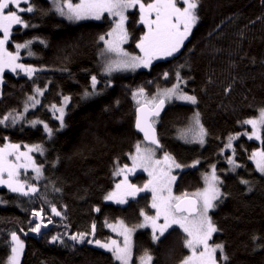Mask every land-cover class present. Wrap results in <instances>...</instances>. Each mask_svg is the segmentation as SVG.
I'll list each match as a JSON object with an SVG mask.
<instances>
[{"label": "trees", "instance_id": "trees-1", "mask_svg": "<svg viewBox=\"0 0 264 264\" xmlns=\"http://www.w3.org/2000/svg\"><path fill=\"white\" fill-rule=\"evenodd\" d=\"M31 4L33 12L20 13L31 26L14 25L6 46L16 53V44L32 41L19 50V56L37 71L31 77L10 71L2 76L0 119L10 113L22 114V119L0 124V148L18 144L20 152H27L40 145L43 151H32L30 156L42 166V175L36 179L33 169L20 170V181L39 189L30 196L0 185V264H8L12 232L24 242L20 264H119L111 252L87 240L112 236L108 224L124 221L133 227L142 220V211L154 212L147 192L127 197L122 204L104 197L121 181L122 175H114L116 169L125 164L131 167L137 143L146 144L135 130L139 104L133 93L144 88L153 97L177 83V72L183 81L179 88L195 96L196 103L168 102L155 118L162 147L146 145L155 148L161 156L158 160L168 153L183 167L175 182L180 195L203 188V174L215 165L221 196L210 217L219 231L210 243L224 246L219 264H264V173L249 159L252 152L264 148V128L260 140L249 139L251 125L242 123L258 118L264 108V0H199L198 21L178 53L154 59L148 67L117 68L110 73L105 68L112 54L99 38H108L116 18L105 13L99 20L71 21L59 16L52 0H31ZM9 10H15L14 6ZM139 20L138 8L128 12L125 48L131 56L143 55L136 44L147 29ZM92 76L97 78L95 90ZM85 91L95 94L85 97ZM30 96L40 103L25 111ZM52 105L64 107L63 126ZM197 113L205 131L204 147L192 144L199 141V126L190 129ZM229 137L236 139L226 148ZM230 157L240 167L232 170ZM129 180L142 183L148 176L137 173ZM53 204L60 216L52 213ZM41 209L44 222L48 224L49 217L52 222L36 235L31 231L37 223L33 212ZM93 224L95 233L83 242L69 238L92 233ZM54 235H60L63 243L52 242ZM185 236L172 227L153 242L151 230H141L134 237L133 255L139 258L148 250L152 264H181L189 255Z\"/></svg>", "mask_w": 264, "mask_h": 264}, {"label": "snow or ice", "instance_id": "snow-or-ice-1", "mask_svg": "<svg viewBox=\"0 0 264 264\" xmlns=\"http://www.w3.org/2000/svg\"><path fill=\"white\" fill-rule=\"evenodd\" d=\"M182 3L183 7L179 6ZM199 0H79L78 3H72V0H54L55 9L60 15L65 16L68 20L79 21L82 19H101L107 13L109 16L116 18L115 25L110 32L105 36H100V40L105 43V51L109 53H116L122 58L108 64L105 68L106 72H111L117 68L120 69H135L138 67H148L154 59L162 57H171L178 53L190 34L193 26L198 21L197 8ZM26 7H21V5ZM10 6H14L15 10H9ZM138 8L140 13L139 22L145 26L147 31L140 36L136 47L143 53L142 56H131L125 52L121 45L127 42L129 33L125 26L128 19L126 12L129 9ZM34 8L31 0H0V31L3 35L0 36V73L7 68L15 72L17 69L25 72L28 76H32L37 69L30 66L19 64L16 61L19 59V50L28 48L32 41H27L23 44H16V53L9 52L5 45L8 43L13 25H22L27 28L30 27L26 23L20 13H31ZM29 55L32 53L29 51ZM165 77L168 73L164 74ZM177 83L171 88L159 90L151 100L141 102L138 100L140 106L136 109V128L144 134V139L150 144L159 147V140L156 137L154 128V120L152 117H158L160 110L163 108L166 100H171L173 97L196 103V97L184 93L179 85L182 83L179 72L176 73ZM97 85L96 76L91 77V87L95 90ZM38 94H43V90L36 89ZM95 94V92L85 91L84 96L88 97ZM144 88L138 89L133 93V97L144 96ZM64 104H67L69 97L63 98ZM40 103L35 96H30L28 102L25 104V111L28 107H35ZM55 111L59 112L56 117L61 121L63 126L64 107L59 108L52 105ZM19 119H22V114H9L0 119V124L11 121L15 124ZM32 124L43 123L42 121H30ZM245 125H251L252 131L249 139H261L260 129L264 128V108L260 109L259 117L255 119H247L242 121ZM196 124L199 126V131L196 133V138L201 144L204 142L205 131L203 126L199 124V114H196ZM45 130L51 134L52 129L44 124ZM236 137H229V142L225 145L226 148H231V141ZM20 145L5 144L0 148V185H6L11 192L19 193L23 196H30L39 192V189L27 182L22 183L19 179L20 170H27L32 168L36 173V179L42 175V166H37L29 155L30 152H42L40 145H34L28 149L27 152H20ZM154 148H141L140 143L136 145V153L131 156L132 166L124 165L118 167L114 175H123V180L117 183L115 191L109 192L104 199L114 200L117 203H126L127 197H135L138 193L150 190L152 193L151 207L156 210L154 216L146 215L143 211L141 215L144 216V223L136 227L145 228L150 227L152 231L153 242H158L161 237L165 235L169 228L178 225L186 234L183 241L184 246L189 250L190 254L182 260L181 264H219L217 260V251L223 252L222 244H210L209 241L212 235L219 231L215 223L209 216V211L216 207V201L221 196L219 184L221 183L219 177L216 175L215 165L212 166L210 174H205V187L191 194L184 193L180 196L172 194V183L176 179L171 175L172 168H181L182 166L175 161V159L168 153L164 154L163 159H154ZM14 157V161L9 159ZM23 159V163L20 161ZM249 159L255 161L257 170L264 173V148L258 149L251 153ZM195 163H199L196 161ZM228 163L233 165V169L240 167L231 157ZM194 166V165H193ZM137 168H142L148 172L149 180L145 185L137 187L131 184L128 179L129 173H134ZM5 175L7 179H5ZM242 183L247 184V180ZM59 191V189H56ZM2 203V201H0ZM43 209L40 212H33V216L41 217ZM51 211L56 216H60L61 212L57 210L53 204ZM96 211H100L99 208ZM163 219V223L159 221ZM42 219V217H41ZM51 223V217L48 218ZM121 230L119 235L123 237L121 244L116 239H110L107 242L100 240H87L89 244H96L100 248L111 252L113 258L119 264H132V240L131 233L134 229H128L123 225V221L119 222ZM117 231L115 225H108ZM42 227H46L43 223H36L35 227L31 229L32 232L39 233ZM21 231H23L21 229ZM95 233V224L92 225V233H77L71 235L69 238L72 241L83 242L85 237ZM12 247L11 255L8 258V264H20V256L23 252L24 244L20 240L16 232L11 233ZM52 242H61L63 240L60 235L52 236ZM139 264H152L153 256L148 250L139 258ZM227 260V256H223Z\"/></svg>", "mask_w": 264, "mask_h": 264}, {"label": "rangeland", "instance_id": "rangeland-1", "mask_svg": "<svg viewBox=\"0 0 264 264\" xmlns=\"http://www.w3.org/2000/svg\"><path fill=\"white\" fill-rule=\"evenodd\" d=\"M52 2H53V8H54V10L56 11V9H55V5H54V0H52ZM130 10H132V9H129L127 12H126V15H127V17H128V12L130 11ZM57 12V11H56ZM58 14H59V12H57ZM59 16L60 17H62V18H65V19H67L65 16H62V15H60L59 14ZM92 19V18H91ZM95 20H97V19H95ZM114 25H115V23H114ZM14 26V25H13ZM125 26H126V28H127V21H126V24H125ZM114 27V26H113ZM112 30V29H111ZM3 35V33H2V31H0V36H2ZM106 39H108V38H106ZM126 44H127V42H125V43H123L122 45H121V47L123 48V50L125 51V52H127V49L125 48L126 47ZM7 45V44H6ZM5 45V47L7 48V46ZM106 47V46H105ZM128 53V52H127ZM112 54V57H110V60H109V64L110 63H112V62H114V61H118V60H120L122 57L121 56H118L116 53H111ZM17 63H19V64H23L22 63V59H21V57L19 56V59L16 61ZM23 65H25L26 67L27 66H30V65H26V64H23ZM30 67H32V68H35V67H33V66H30ZM124 70V69H123ZM128 70V69H127ZM5 71H10V72H12V73H16V74H24V75H26V73L25 72H23V71H21L20 69H17L15 72H13V71H11L10 69H5L4 71H3V73H0V85H1V83H2V76H3V74H4V72ZM185 93V92H184ZM187 94V93H186ZM146 95V94H145ZM188 95H190V94H188ZM151 98L152 97H149V96H147L146 95V97L145 96H137V98H136V100L138 101V100H140L141 102L143 101H145V100H151ZM167 102H180V103H186V102H190V101H186V100H180V99H177V98H175V97H173L171 100H166ZM140 105V104H139ZM195 125L194 126H191L190 127V129H193V130H196V123H194ZM204 137H205V135H204ZM204 139V138H203ZM192 144H197L198 146H201V147H204L205 145H206V143H204L203 142V144H201L199 141H197V142H194V143H192ZM149 147H151V146H148V145H142L141 146V148H149ZM151 148H153V147H151ZM155 149V148H154ZM136 153V152H135ZM29 155H30V153H29ZM135 155V154H134ZM161 156H159V154H158V152L156 151L155 152V155H154V159H156V160H158L159 158H160ZM12 158H14V157H12ZM22 161V163L24 162L23 161V159L21 160ZM181 168H183V167H181ZM181 168H172L171 169V175H173V176H175L176 177V179H177V171H181V170H183V169H181ZM186 168V167H185ZM28 169H32V168H28ZM211 171H212V168L209 170V171H207V172H205L204 174H203V181H204V187H205V180H204V176H205V174H210L211 173ZM137 173H145L147 176H148V180H149V175H148V172L147 171H144L142 168H137L136 169V171L134 172V173H129L128 174V179H130L131 177H133L135 174H137ZM5 179H6V177H5ZM121 179V181H122V179H123V175H122V177L120 178ZM176 179L173 181V183H172V185H171V187H172V194L173 195H175V196H180V194H178V193H176V191H175V182H176ZM148 180L147 181H144V182H142V183H137V182H130V180H129V182L131 183V184H134V185H136L137 187H143L144 185H145V183H147L148 182ZM120 180H118V182L117 183H120L121 182ZM203 187V188H204ZM203 188H201V189H199V190H202ZM116 189H114V191H115ZM198 191V190H197ZM197 191H195V192H197ZM150 193V195H151V204H152V193H151V191L150 190H146V191H144V192H140V193ZM195 192H193V193H195ZM139 194V193H138ZM137 194V195H138ZM136 195V196H137ZM189 195H191V194H189ZM153 209V208H152ZM154 210V212L152 213V214H149V213H146L145 212V214L146 215H149V216H154L155 214H156V210L155 209H153ZM210 212H211V210L209 211V216H210ZM119 222L120 221H118V222H115L114 224H111V225H115L116 226V228H117V231H113V229L111 228V227H109L108 226V228H109V230L112 232V236H110V237H105L103 240H101V242H107L108 240H110V239H116V240H118L121 244L123 243V237L121 236V235H119V232H120V230H121V226H120V224H119ZM160 223H163V219L161 218V220L159 221ZM142 223H144V216H143V218H142V220H140L139 221V223L137 224V225H139V224H142ZM109 225V224H108ZM123 225L124 226H126L128 229H134L133 231H132V233H131V240H132V264H139V259L138 258H135V256L133 255V248H134V237H135V235L139 232V231H141V230H144V229H150L151 230V228L150 227H145V228H139V227H136L137 225H135V226H133V227H131V226H128V225H126L125 224V222L123 221ZM173 227H178V228H180L178 225H174ZM169 229H171V228H169ZM168 229V230H169ZM181 229V228H180ZM182 230V229H181ZM183 231V230H182ZM152 232V231H151ZM186 235V234H185ZM20 240H22V239H20ZM209 243H210V241H209ZM23 244H24V242H23ZM210 244H212V243H210ZM213 245H215V244H213ZM99 247V246H98ZM100 248V247H99ZM186 248V247H185ZM103 249V248H102ZM187 249V248H186ZM106 250V249H105ZM188 250V249H187ZM189 251V250H188ZM219 253H221L219 250L217 251V260H218V262H219V257H218V255H219ZM189 254H190V252H189ZM20 260H21V256H20ZM153 262V261H152Z\"/></svg>", "mask_w": 264, "mask_h": 264}, {"label": "water", "instance_id": "water-1", "mask_svg": "<svg viewBox=\"0 0 264 264\" xmlns=\"http://www.w3.org/2000/svg\"><path fill=\"white\" fill-rule=\"evenodd\" d=\"M139 106H140V105H139ZM139 106H137L136 109H137ZM167 106H168L167 101H165L164 106H163V108L160 110V112H159V116H158V117H160V116L163 114V112L166 110ZM158 117H152L151 119H153V120L155 121V118H158ZM136 118H137V112H136V110H135V130H136V132H138V133L141 135L142 140H143L146 144H148V145H152V144H150V142H148V141H146V140L144 139V134H143V132H141L139 129L136 128ZM154 128H155V132H156V137H157V139L159 140L158 130H157V128H156L155 122H154ZM152 146H155V145H152ZM155 147H157V146H155ZM161 147H162V146H161V143H160V140H159V147H157V148H161ZM190 197H191V195H190ZM41 217H42V219H41ZM41 217H35V216H33V219L36 220L37 223H43L44 225H46V227H42V228H41V230H40L39 233L34 232L36 235H40L42 232H45V231L50 227V225H51L50 223L46 224V223L44 222L43 214H42V213H41Z\"/></svg>", "mask_w": 264, "mask_h": 264}]
</instances>
